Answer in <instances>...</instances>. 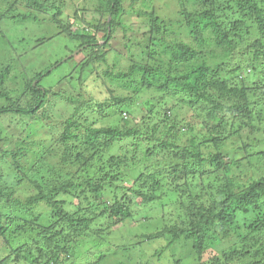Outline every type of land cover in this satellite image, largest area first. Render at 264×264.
<instances>
[{
    "label": "clouds",
    "instance_id": "obj_1",
    "mask_svg": "<svg viewBox=\"0 0 264 264\" xmlns=\"http://www.w3.org/2000/svg\"><path fill=\"white\" fill-rule=\"evenodd\" d=\"M0 264H264V0H0Z\"/></svg>",
    "mask_w": 264,
    "mask_h": 264
}]
</instances>
